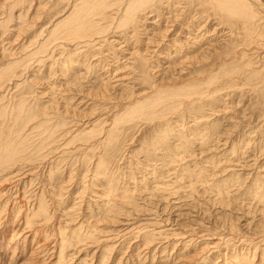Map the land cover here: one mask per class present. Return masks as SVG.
I'll use <instances>...</instances> for the list:
<instances>
[{"label": "rangeland", "instance_id": "374dc122", "mask_svg": "<svg viewBox=\"0 0 264 264\" xmlns=\"http://www.w3.org/2000/svg\"><path fill=\"white\" fill-rule=\"evenodd\" d=\"M146 1L0 0V264H264V0Z\"/></svg>", "mask_w": 264, "mask_h": 264}, {"label": "bare ground", "instance_id": "6f19581e", "mask_svg": "<svg viewBox=\"0 0 264 264\" xmlns=\"http://www.w3.org/2000/svg\"><path fill=\"white\" fill-rule=\"evenodd\" d=\"M147 1H150V0H147ZM146 1V2H147ZM161 0H159L158 2H160ZM165 1V0H164ZM223 1H226V0H223ZM231 1V0H230ZM243 1V0H242ZM146 2H144V3H146ZM151 3V2H150ZM163 2L161 1L160 2V4H162ZM87 4V3H86ZM147 4H149V2H147ZM155 4H156V2H155ZM159 3H157V5H158ZM227 4V3H226ZM131 5H133V3L131 4ZM156 5V6H157ZM86 6V5H85ZM232 6V5H231ZM235 6V5H234ZM247 7H249V6H247ZM243 8V7H242ZM240 10V9H239ZM246 10V9H245ZM83 12V11H82ZM148 14V13H147ZM237 14V13H236ZM163 15V14H162ZM232 15V14H231ZM235 15V14H234ZM257 17V16H256ZM137 19V18H136ZM122 23V22H121ZM83 24V23H82ZM132 24V23H131ZM256 25V24H255ZM80 26H81V24H80ZM82 28H84V25H82L81 26ZM79 30V29H78ZM80 30H81V28H80ZM83 31V30H82ZM187 31V30H186ZM76 32H77V30H76ZM250 32H252V31H250ZM227 35V34H226ZM53 55V54H52ZM211 108V107H210ZM215 113V112H214ZM217 116V115H216ZM226 123V122H225ZM220 124V123H219ZM236 128V127H235ZM250 134V133H249ZM229 135V134H228ZM222 144V143H221ZM236 152V151H235ZM240 157V156H239ZM261 171V170H260ZM228 183V182H227ZM111 211V210H110Z\"/></svg>", "mask_w": 264, "mask_h": 264}]
</instances>
